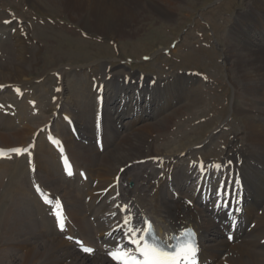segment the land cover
<instances>
[{
	"label": "bare ground",
	"instance_id": "6f19581e",
	"mask_svg": "<svg viewBox=\"0 0 264 264\" xmlns=\"http://www.w3.org/2000/svg\"><path fill=\"white\" fill-rule=\"evenodd\" d=\"M58 1L66 10L80 9L85 19L93 17L96 30L100 29L106 36L119 31V27L130 29L126 33L146 31L154 20H170L171 15L181 8L180 4L186 3V0ZM132 1L142 6L138 16L140 24L130 20L131 10L128 8L132 7ZM258 17L256 23L246 25L248 31L231 32L232 45L223 49V54L227 65L241 66V69L237 66V76L240 80L245 77V87L261 83L256 91L250 92L253 100L262 104L264 11L259 12ZM81 19L77 21L82 23L84 20ZM81 27L91 31L88 23H82ZM14 30L8 34L0 32V47H3L0 48V57L4 58L3 54L10 51L4 44L7 39L3 35L11 36L20 65H23L27 61L28 53L24 47L25 43L28 44L27 37L18 23ZM61 74L62 71L60 77ZM118 75L112 76L104 67L90 84L82 82L78 90L82 97L77 94L65 97L61 103L58 101L60 106L57 109H62L60 113L65 116L58 121L56 133L49 129L53 126L49 122L42 127L25 125L21 133L12 138V146L23 139H28V143L14 147L9 153L11 159L16 154L17 158L25 157L27 152L28 159L35 156V161L31 162L32 172H26L22 183L14 188L15 197L7 216L9 233L1 238L10 245L13 261L17 258V264H122L121 257L135 256L137 248L132 245H141L146 222L150 221L167 245L186 229L195 232V257L185 255L181 264H193L195 260L199 264H264V212H260L264 209V108L257 111L251 106L240 111L243 124L250 128L248 139L235 137L231 148L224 156H218L214 163L195 162L191 158L186 163V170H180L181 154H177L178 147L174 146L178 141L172 139L183 127H176L172 133L169 130L172 126L158 131L151 121L172 117L179 121V111H188L182 119L192 121L191 115L196 114L190 109L199 106L201 95L198 94L203 91L200 87L203 84L193 76H175L160 84L135 75L121 72ZM7 77V71L0 70V79L7 80ZM180 102L185 103L178 107ZM125 107L127 110L123 109ZM16 108L18 112L24 111L21 105L14 109L7 106L5 111L9 114L10 109L13 113L9 116L13 117L17 114ZM170 109L174 110L163 117ZM77 110L83 119L78 117ZM119 119L122 120L121 127L117 124ZM144 122L148 125L137 129ZM5 123L0 121V126L4 127ZM148 127L151 128L145 134H158L162 137V146L156 144L150 154H145L138 145L129 144V148L123 145V141L133 134L132 129L142 135ZM43 130L47 133H42ZM48 134L49 139L41 141ZM51 136L53 144L50 143ZM147 139L143 141L144 146L150 144ZM96 141H100L97 149ZM118 148L120 151L113 156L106 154L108 149ZM102 150H105L104 155L100 154ZM53 151L59 153L55 155ZM36 153L39 155L37 159ZM2 155L5 154L0 157ZM40 156L44 159L39 162ZM217 164L221 167L216 168ZM224 176L225 185L221 186L219 183ZM3 179L0 175V188ZM24 179H29L30 185ZM129 182H132V188H129ZM31 184L37 187V194L54 202L62 220L60 231L56 230L53 215L31 191ZM48 184L52 187L50 191L43 187ZM199 184L202 187H198ZM188 185L193 190L187 193L185 187ZM229 236L234 238L232 243L228 241ZM78 241L82 242L80 246ZM209 241L214 244L209 245ZM80 247L93 248L94 254L85 255ZM23 250L25 254H22ZM109 254H113L112 259ZM13 261L8 264H14Z\"/></svg>",
	"mask_w": 264,
	"mask_h": 264
},
{
	"label": "rangeland",
	"instance_id": "374dc122",
	"mask_svg": "<svg viewBox=\"0 0 264 264\" xmlns=\"http://www.w3.org/2000/svg\"><path fill=\"white\" fill-rule=\"evenodd\" d=\"M260 1L264 2V0H186V3H181L179 6L181 8L171 15L170 20L161 22L154 20L146 31L126 33L130 29L119 27V31L106 36L99 31L100 29L96 30L93 17L85 19L82 11L77 8L66 10L58 0H0L1 34L15 32L14 26L18 23L23 27V33L25 32L30 44H24L28 53L27 61L20 65L17 47L14 40H11L13 38L3 35L7 39L4 44L10 51L6 53L9 56L3 54L4 58L0 57V70L5 69L8 73L7 80L0 79V107H3V111L0 109V121L6 122L4 127L0 126V154H5L0 157V170L5 169L0 171V175L4 177V184L0 188V264L13 261L10 245L2 242L1 238L9 233L7 216L12 209L14 188L22 183L26 172H32L31 162L35 161L34 155L28 159V152L25 157L19 156L20 160L17 154L11 159L9 153L15 149L14 147L19 143L25 146L28 143V139H23L12 146L14 142L12 138L15 134H20L25 125L42 127L50 122L53 126L49 129L55 132L58 121L65 116L60 113L62 109H57L60 106L58 101L61 103L65 97L77 94L80 96L81 92L78 90L81 84H90L104 67L116 77H119L118 73L121 72L163 84L175 76H193L198 83L203 84L200 85L203 91L198 94L201 95L199 106L195 110L190 109L196 114L191 115L194 118L192 121L182 119L188 111L178 112L179 121L175 120V117L156 118L151 121L158 131L172 126L169 129L172 133L176 127H183L172 139L174 142L178 141L174 146L178 147L177 154H181L180 170H186V163L191 158L195 162L214 163L218 156H224L231 148L235 137L245 136L248 139L250 128L243 124L240 111L251 106L256 107L257 111L264 108V103L260 104L253 100V93L250 92L256 91L261 83L245 87L243 83L245 77L242 76L240 80L237 76L238 65H227L223 49L232 45L231 32L242 29L248 31L245 29L246 25L259 20V12L264 11V5ZM130 4L132 5L128 8L131 10L130 20L140 24L138 16L142 6L133 1ZM162 8L169 11L166 6ZM10 16L13 21L4 23L5 20L11 19ZM78 18H83L82 23H88L91 31L83 30L82 23L77 21ZM238 68L241 69V66ZM195 87L199 88L198 85ZM261 93L263 95L264 91ZM184 103L180 102L178 107ZM18 105L23 106L24 111L18 112L16 108L18 118L17 114L10 117L9 114L13 113L10 109ZM7 106L10 108L9 114L5 111ZM93 108L96 111L94 106ZM123 109L127 110V107ZM173 110L170 109L163 117ZM76 114L83 119L79 110ZM147 123L140 124L137 129L148 125ZM117 124L118 127L123 126L122 120L119 119ZM150 128L148 127L142 135H139L137 129H132L133 134L123 141V145L129 148V144H135L141 153L150 154L156 144L162 146V137L158 134H145ZM42 133L47 132L43 130ZM171 135L166 139L169 140ZM49 137V134L41 137L43 138L41 141L44 139L46 141ZM209 137L210 143L207 144ZM41 138L36 141L37 145ZM145 138L149 139L150 144L144 146ZM50 143L53 144L52 136ZM95 145L97 149L100 141H96ZM104 151L102 150L100 154L104 155ZM118 151L120 148L108 149L106 154L110 153L113 156V153ZM54 153L57 155L59 152ZM35 155L37 159L38 153ZM43 159L44 157L39 162ZM24 181L29 183V179ZM128 186L132 188V182H129ZM43 187L48 191L52 190L49 184ZM185 190L188 193L193 189L188 185ZM31 191L33 192L32 184ZM263 210L260 212L263 213ZM23 213L25 214L26 210ZM208 244L214 243L209 241ZM22 254H25V250ZM13 262L17 264L18 259Z\"/></svg>",
	"mask_w": 264,
	"mask_h": 264
},
{
	"label": "snow or ice",
	"instance_id": "6c2138e0",
	"mask_svg": "<svg viewBox=\"0 0 264 264\" xmlns=\"http://www.w3.org/2000/svg\"><path fill=\"white\" fill-rule=\"evenodd\" d=\"M4 23H9V21L6 20V21H4ZM99 126H100V125H99V123H98V124H97V127L99 128ZM17 151H18V150H17ZM228 163L230 164L231 161H229ZM215 167H216V168H220L221 165H220V164H217V165H215ZM69 174L71 175V173H69ZM85 248H89V247H85ZM90 249H91V248H90ZM91 250H92V249H91ZM91 252H92V251H91ZM85 253H90V252H85ZM194 257H195V251H193V258H194Z\"/></svg>",
	"mask_w": 264,
	"mask_h": 264
}]
</instances>
